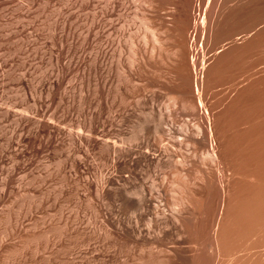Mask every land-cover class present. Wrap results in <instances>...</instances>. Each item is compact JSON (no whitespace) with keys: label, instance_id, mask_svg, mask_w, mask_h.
Returning <instances> with one entry per match:
<instances>
[{"label":"rangeland","instance_id":"obj_1","mask_svg":"<svg viewBox=\"0 0 264 264\" xmlns=\"http://www.w3.org/2000/svg\"><path fill=\"white\" fill-rule=\"evenodd\" d=\"M151 1L0 0V264H133L144 253L122 226L121 219H128L118 195L122 178L134 173L149 197L152 183L161 184L164 178L167 195L174 192L176 171L193 178L205 169L198 165L199 157L194 160L190 147L181 148L184 153L173 159L174 164L180 155L188 156L187 163L177 165L184 172L136 158L144 151L150 158L159 154L152 122L134 143H125L146 112L164 115L172 90L184 88L180 84L187 88L173 75L182 65L189 76L195 71L193 52L186 50L181 66L172 63L170 53L182 39L173 37L174 27L194 20L195 5L203 10L201 18L206 12L205 27L200 28L204 32L197 30L201 62L202 57L211 61L212 50L219 49L224 39L263 22L264 0ZM145 19L147 28L142 24ZM211 23L217 25L215 35L205 38ZM183 34L189 42L191 25ZM256 40L264 42V36ZM256 58L236 68L238 78L231 84L241 85L242 73L262 66ZM178 111L177 129L184 115ZM164 123L166 128V117ZM106 142L133 148L120 158L105 148ZM137 217L145 229L149 212ZM165 234L166 245H178L191 254L194 246L186 235L178 240L173 229Z\"/></svg>","mask_w":264,"mask_h":264},{"label":"bare ground","instance_id":"obj_2","mask_svg":"<svg viewBox=\"0 0 264 264\" xmlns=\"http://www.w3.org/2000/svg\"><path fill=\"white\" fill-rule=\"evenodd\" d=\"M246 1L248 2V0ZM150 2L153 3L151 0ZM166 2L168 3V1ZM195 6H197V12L196 15H193L194 20H189L187 24L182 22L174 27L173 32L175 34L173 37L179 36L178 38L182 39L181 43L176 45L174 43V49H171L172 52L170 53L172 63L180 62L177 66H181L180 64H183L182 58L186 50L187 52H193L194 60H192L195 71L192 69V74L194 75L191 74L192 77L191 75L189 76V73L187 74L186 72L187 69H184L183 65L179 70L180 72L176 71L174 73L173 71V76L187 85V88L180 84L184 88L180 89L181 87L179 88L178 86L180 85H178L176 86L178 89L172 90L171 94L168 95V105L165 108L164 115L154 114L155 112L152 113L150 111V113L146 112L144 119L140 124L135 125L136 127L131 137L127 139L128 142L125 144L136 141V138L148 123L152 122L154 123L152 132L154 137L158 139L159 154L150 158V152L144 151L136 158L150 163L154 162V165L158 166V168L159 166L166 167L167 170L173 166L174 169H177L179 167L177 165L187 163L188 156L180 155L182 157L180 162L176 159L178 162L175 161L173 164L175 154L179 152L183 154L184 152L180 151L182 150L181 148L186 147L187 150V147H190L192 149L190 151L196 157V159L194 157L193 159L197 160V157H199L202 163L198 165L202 166L203 164L206 167L201 171L197 170L199 171L198 175H193V178L190 177V173H187L188 176L185 175L182 167L178 169L181 168L184 174L181 171L177 172L176 169V172L173 170L175 175L178 176L175 189L172 187L174 192H168L169 194L166 195L164 191L167 188H164L163 177L165 176H163V180L160 179L161 184L152 183L150 185L149 188L152 193L149 197L145 193L147 189L144 190L141 184L138 185L136 183V175L129 172L127 176L122 178L120 191L118 192L122 202L123 213L128 215V219L124 220V222L121 219L122 226L125 231L128 230L131 233L135 242L143 248V256L140 255L133 264H168L174 260L178 264H214L215 261H220V258L225 259L223 264H264V58L261 57L264 54V42L256 40V37L264 36V21L259 22V24L256 23V26H251L249 30L237 34L234 38L224 39V44L219 49L215 47L216 49L212 50L214 53L211 61L209 58L205 59L202 57L200 62L201 50L196 46L197 30L198 28L204 29L205 23L203 20L206 19V12L204 13L205 17L201 18L202 9L200 10L199 4ZM203 7L205 8V5ZM215 12L216 10L213 14ZM139 13H135L136 18H138ZM143 21L147 22V19ZM219 21L222 20L220 19ZM146 22L142 23L145 28H147ZM214 23L216 22L214 21ZM214 23L208 26L205 38L206 34L209 37L215 35L217 25ZM187 25H191L192 29L191 38L190 40L187 39L189 42L183 36V31ZM224 27L226 26L224 25ZM168 35H166L167 38L169 37ZM130 37L132 36L130 35ZM132 40H129L131 44ZM154 40L158 43L160 42L158 39L154 38ZM205 47L208 48V46ZM256 56L257 62L258 59L262 61L260 63L262 66L255 71L253 70L254 72L252 73H249V71L242 73L241 75L245 79L241 85L234 86L231 84L235 78H238L235 74L236 68L243 67L250 59ZM179 68L176 67V69ZM241 80L243 79L241 78ZM237 82L239 83L240 81ZM219 83H222L221 85L224 84L225 87L217 88ZM179 109L184 112V115L181 116L182 126L177 129L174 123L177 124L176 118L178 119L180 115H176V118H174V115ZM178 112L180 113V111ZM181 114L183 113L181 112ZM165 117L168 122L166 128L163 127L165 125ZM178 132L179 134L181 133L180 136L184 137V141L177 138L176 134ZM164 138H166L167 143H163ZM139 143L138 141L137 145ZM105 148L108 151L117 152L121 156L120 158H124L133 147L129 149L124 144L117 146V143L108 144L106 142ZM196 166L197 164H195ZM195 167H193L194 170L196 169ZM185 170L187 172V169ZM160 174L159 171V176ZM172 176L174 177L173 173ZM156 177L153 176L152 178L156 179ZM173 177L172 180L177 178ZM167 179L170 178L167 176ZM126 184H131L132 187L127 188L128 185L126 187ZM146 184L148 185V183ZM165 186H167L166 183ZM211 206H213V210ZM145 210L149 212V217L144 219L146 225L145 229H142L141 218L137 217V215ZM170 229L174 230L178 240L182 239L183 235H186L191 240L192 243L190 244L194 246L193 250L190 247V250H192L191 254L187 255L182 250V247L178 245L172 244L169 246L165 244V232ZM144 248H146V252H144ZM206 251L210 252L212 256H207Z\"/></svg>","mask_w":264,"mask_h":264}]
</instances>
